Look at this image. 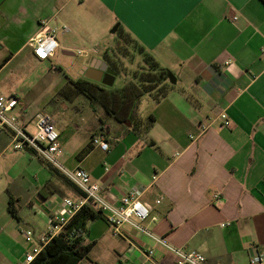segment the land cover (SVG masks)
Returning a JSON list of instances; mask_svg holds the SVG:
<instances>
[{
	"label": "crops",
	"instance_id": "obj_1",
	"mask_svg": "<svg viewBox=\"0 0 264 264\" xmlns=\"http://www.w3.org/2000/svg\"><path fill=\"white\" fill-rule=\"evenodd\" d=\"M45 20L58 29V54L76 57L81 70L113 58L122 29L174 74L165 95L146 93L147 116L155 120L142 130L95 111L84 97L74 120L56 123L61 163L85 168L115 205L136 192L158 217L145 222L153 232L203 252L209 264H251L264 255V1L0 0V49L8 52L0 94L19 96L15 113L30 133L36 114L46 112L30 107L45 101L26 99L28 85L18 71L26 60L46 64L57 55L39 60L29 45ZM21 56L22 68L8 70ZM81 70L56 90L84 76ZM101 133L107 150L92 141ZM66 197L84 193L33 148L15 149L11 132L1 131L0 264L25 258L64 211ZM25 229L35 232L34 242ZM83 244L91 247L78 264H177L173 251L129 225L116 235L104 213L88 222Z\"/></svg>",
	"mask_w": 264,
	"mask_h": 264
},
{
	"label": "built area",
	"instance_id": "obj_2",
	"mask_svg": "<svg viewBox=\"0 0 264 264\" xmlns=\"http://www.w3.org/2000/svg\"><path fill=\"white\" fill-rule=\"evenodd\" d=\"M57 35L58 29L51 27L49 20L43 21L42 30L29 41L34 55L39 60H46L55 55L59 48ZM20 102L17 95L0 94V132L4 130L11 132L15 149L34 148L40 156L57 166L84 193V197L78 200L66 197L63 200L64 211L50 220L47 231L38 237V242L27 251L25 258L17 261L16 264H31L54 236L66 231V226L72 217L89 201H93L106 215L116 235L121 234L123 226L129 225L173 251L177 256V264H209L203 252L183 250L153 232L145 222L148 220L155 222L158 217L152 214L151 205L142 200L136 192L123 196L121 202L115 205L103 195L101 185L92 179L91 174L85 168L71 169L63 165L59 160L63 152L61 137L54 118L47 112L37 113L36 131L30 133L26 130L21 117L15 113V108ZM220 117L226 126L230 125L231 121L226 111L221 112ZM92 141L104 150L110 147L103 133L94 136ZM23 234L29 242H34L36 239L32 229L23 230ZM74 236H80L83 243L85 231ZM149 252L151 255L154 254L153 249ZM251 264H264V255L256 254L251 259Z\"/></svg>",
	"mask_w": 264,
	"mask_h": 264
},
{
	"label": "rangeland",
	"instance_id": "obj_3",
	"mask_svg": "<svg viewBox=\"0 0 264 264\" xmlns=\"http://www.w3.org/2000/svg\"><path fill=\"white\" fill-rule=\"evenodd\" d=\"M114 26L111 27V29H113ZM112 37H114L113 34L109 36V39ZM147 55L150 54L144 49L141 50L140 46L137 45V43L128 33L122 32L120 35H118L115 38V43L113 44L114 57L109 58L110 62H116L118 67L117 70L119 72L113 87H120L131 80L137 81L136 75L140 76L142 73L144 74H142L141 77H146L147 69L150 68V63L146 62ZM7 56L8 52L0 49V64L6 60ZM22 60H24L22 56L14 60L9 66L8 70L22 68L21 66L24 65ZM76 60V57L70 55L61 56L58 54V50L57 55L54 58H51L46 64H35L36 61L29 62L26 60V64L23 66L21 71H18L20 76L25 78L26 82L24 85H28V91L25 97L28 100L36 96V98L40 99L41 101H45L43 105L32 103V106L34 107L31 106L30 108H33L34 111L37 110V108L38 110L45 109V111L48 113H50L48 111L50 110L56 123L60 122L61 118L64 122H71L74 120L76 111L81 109L84 96L72 95L71 97H64L65 93L64 95H61L59 93L60 89L56 90V86H60L62 80L66 76L75 77L80 74L79 72L81 68L75 63ZM49 65L50 67L53 66L51 74L49 69L47 70V66ZM31 84H34L33 89H31ZM153 84L158 85V87H156L151 95H153L155 98H159V96L163 93L165 84H163L161 81H157L152 82L150 85ZM145 95L140 98L136 112L131 119V122L134 124V126L140 130L147 128L148 122L150 120L149 115L147 116L149 107ZM97 107H99V110L101 109L100 112L105 114L106 110L103 106L97 105ZM85 127V124H80L78 129L84 130ZM35 131L36 130L34 129L32 132L35 133ZM59 160L61 162V158Z\"/></svg>",
	"mask_w": 264,
	"mask_h": 264
},
{
	"label": "trees",
	"instance_id": "obj_4",
	"mask_svg": "<svg viewBox=\"0 0 264 264\" xmlns=\"http://www.w3.org/2000/svg\"><path fill=\"white\" fill-rule=\"evenodd\" d=\"M122 32V29L117 31L119 35ZM140 49L144 48L140 47ZM146 62L150 63L146 77H141L144 73L140 76L136 75L137 81L131 80L120 87H113L81 76L78 79L69 78L59 93L61 95L65 93L64 97L84 96L91 102L95 111H97V105H101L118 121L131 122L140 98L146 93H152L158 87V85L150 84L157 81L165 84L163 93L160 95L163 96L172 85L170 78H174V74L162 67L154 57L147 55ZM110 63L117 70L116 62ZM154 120L155 116L151 115L149 122L152 123ZM88 149L86 148L83 153H86ZM97 217H103V212L93 201H89L72 217L66 226V231L54 236L31 264H78L89 252L91 245L83 244L80 236L75 237L74 235L85 231L88 222Z\"/></svg>",
	"mask_w": 264,
	"mask_h": 264
},
{
	"label": "water",
	"instance_id": "obj_5",
	"mask_svg": "<svg viewBox=\"0 0 264 264\" xmlns=\"http://www.w3.org/2000/svg\"><path fill=\"white\" fill-rule=\"evenodd\" d=\"M81 73L88 79L101 82L108 86H113L117 78L116 71L103 59L94 60L89 66L85 65ZM170 80L174 81L173 78H170Z\"/></svg>",
	"mask_w": 264,
	"mask_h": 264
},
{
	"label": "snow or ice",
	"instance_id": "obj_6",
	"mask_svg": "<svg viewBox=\"0 0 264 264\" xmlns=\"http://www.w3.org/2000/svg\"><path fill=\"white\" fill-rule=\"evenodd\" d=\"M129 2L131 3L151 2V3L163 5L171 2V0H129Z\"/></svg>",
	"mask_w": 264,
	"mask_h": 264
},
{
	"label": "flooded vegetation",
	"instance_id": "obj_7",
	"mask_svg": "<svg viewBox=\"0 0 264 264\" xmlns=\"http://www.w3.org/2000/svg\"><path fill=\"white\" fill-rule=\"evenodd\" d=\"M108 62V64H109V66H111L112 68H113V66L111 65V63L109 62V61H107ZM114 69V68H113ZM115 71H116V73H117V76H118V72H117V70L116 69H114Z\"/></svg>",
	"mask_w": 264,
	"mask_h": 264
}]
</instances>
